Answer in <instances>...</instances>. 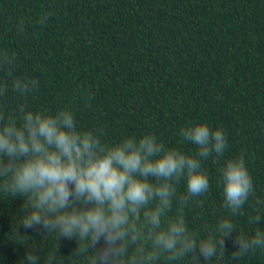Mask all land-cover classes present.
<instances>
[{
	"label": "trees",
	"instance_id": "1",
	"mask_svg": "<svg viewBox=\"0 0 264 264\" xmlns=\"http://www.w3.org/2000/svg\"><path fill=\"white\" fill-rule=\"evenodd\" d=\"M22 108H70L78 128L98 130L105 143L155 133L190 155L198 149L182 142L181 128L199 121L221 128L224 155L202 161L208 191L182 208L174 198L161 227L182 214L201 240L231 219L225 255L200 264H264V249L232 257L236 237L264 232V0H0V115L19 123ZM240 156L253 192L242 214L229 216L221 170ZM176 189L177 197L187 194L186 177ZM26 199L0 187V264H24L29 251L37 264L49 257L91 264L96 250L76 251L84 241L24 229ZM144 231L151 251L153 229ZM156 257L138 264H197L191 256Z\"/></svg>",
	"mask_w": 264,
	"mask_h": 264
},
{
	"label": "clouds",
	"instance_id": "2",
	"mask_svg": "<svg viewBox=\"0 0 264 264\" xmlns=\"http://www.w3.org/2000/svg\"><path fill=\"white\" fill-rule=\"evenodd\" d=\"M21 111L19 123L15 114L0 115V187L27 198L24 229L40 226L60 237L84 241L76 251L96 250L91 264H138L140 257L150 262L157 252H167L173 259L191 256L197 264L201 257L208 262L225 255V240L235 229L231 219L221 220L201 240L192 237L182 214L161 227L174 198L182 208L191 197L208 191L202 161L224 155L227 137L221 128L213 129L207 121L181 128L182 142L197 146V153L190 155L166 146L155 133L105 143L98 130L79 129L70 108ZM185 177L187 194L177 197L176 185ZM221 178L229 216L242 214L240 209L253 192L245 159H228ZM259 221L255 217L254 223ZM149 226L151 251L143 247L144 229ZM101 239L104 247L97 250ZM133 244L137 247L129 254ZM235 245L233 259L264 249V232L240 235ZM39 259L29 251L24 264H37ZM53 261L49 257L48 264Z\"/></svg>",
	"mask_w": 264,
	"mask_h": 264
}]
</instances>
